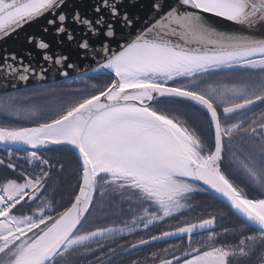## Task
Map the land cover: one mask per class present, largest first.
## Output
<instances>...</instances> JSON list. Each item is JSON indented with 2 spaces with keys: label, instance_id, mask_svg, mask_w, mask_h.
<instances>
[{
  "label": "snow or ice",
  "instance_id": "6c2138e0",
  "mask_svg": "<svg viewBox=\"0 0 264 264\" xmlns=\"http://www.w3.org/2000/svg\"><path fill=\"white\" fill-rule=\"evenodd\" d=\"M45 14L65 50L50 54V43L29 37L49 67L37 70L5 53L0 73L27 81L54 68L67 78L86 60L90 72L80 79L87 88L73 91L89 94L43 110L22 111L11 96L0 101L5 116L37 121L0 124L8 149L0 165L17 170L15 148L34 169L21 168L22 182L0 181V264H124L138 247L183 236L180 255L153 252V264H264V111L248 115L264 105V35L255 34L264 31V0H0V38ZM204 14L246 31L218 30ZM100 77L107 78L102 86L90 82ZM53 146L76 158V183L62 210L48 195L56 166L38 155ZM198 194L223 207L172 231L125 240L191 209ZM229 213L238 226L209 230ZM200 231H208L205 244L193 247ZM220 237L235 242L217 243Z\"/></svg>",
  "mask_w": 264,
  "mask_h": 264
},
{
  "label": "trees",
  "instance_id": "16d2710c",
  "mask_svg": "<svg viewBox=\"0 0 264 264\" xmlns=\"http://www.w3.org/2000/svg\"><path fill=\"white\" fill-rule=\"evenodd\" d=\"M216 78V77H215ZM214 78V79H215ZM106 77H100L98 79H91V83L101 84L106 81ZM71 81V83H69ZM178 83H184V81H178ZM87 86L83 82H81L80 77L71 78L62 80L59 82H52L47 84H42L39 86H34L30 88H25L19 91L9 92L0 95V101L5 100L7 97H14L15 99L11 101L12 105L16 108L23 110L30 109H47L51 105L55 104H67L72 100L82 96L89 94L88 90L85 91H73L75 89H86ZM54 90V91H53ZM42 93V94H41ZM40 94V95H39ZM39 95V96H38ZM259 107V108H258ZM264 110V105H257L254 109ZM253 109V110H254ZM37 121L33 120H24L17 119L12 116H5L2 112H0V124H8L11 126H32ZM7 151L8 149L5 146L0 145V152L3 153V158L7 161ZM26 152L20 151L17 152L16 149L13 148V159L10 161L11 163L17 164L18 168L16 171L8 169L7 167L0 165V181L6 178H15L18 181L22 182L23 177L18 175V172L21 168L26 172L31 174L34 169L23 159H18L17 157H24ZM38 155L43 156L50 160V163L55 165L56 167L50 174V179L48 181L49 184V199L53 200V206L57 205L59 202L60 209L62 210L63 206H66L69 195L72 192V189L69 185H74L76 183L75 176L72 174V169L76 167V158L69 152L63 150H57L55 146H53L52 150H40ZM59 164L64 165V170L59 171ZM55 189L54 194L52 193V189ZM113 204H118L119 200L115 199L112 201ZM194 205L189 210H185L176 216L166 218L164 221L159 222L155 225L150 226L148 229H143L142 226L135 233L130 236L125 237V240L129 243H135L136 240L140 238H147L150 235H156L163 231L174 230L176 227L183 226L184 223H194L198 222L200 219L207 218L209 214L216 211L218 208H222L223 206L220 204L218 200H215L211 195L208 194H198L194 197L192 201H190ZM35 207L36 205H31ZM27 206H25L26 210ZM227 212V209H224ZM138 214V213H134ZM122 219H130L129 217H114L111 220H106L104 224L101 225H92L95 226H106L107 224H111L113 222L119 224ZM240 220L229 213L225 218L220 219L218 217L217 224L214 227L215 232H220L223 227H234L240 224ZM252 231V230H250ZM208 235L207 232H202V234L196 237V241L193 242L192 246H197L198 243L203 245L205 244L206 238ZM179 241V240H178ZM123 242V241H121ZM221 242H232L234 243V239L231 237H220L217 240V243ZM182 248H185L187 242L183 238L180 242ZM176 242L173 240L162 241L152 243L150 245H146L144 247L137 248L134 251H131L127 255L123 256L122 259L124 264H127L130 260H138L141 264L148 262L149 264H153V259L151 253L157 252L163 254L164 249H169L170 254H178L181 250L175 247L170 248V246H176ZM255 259V257H253ZM241 264H247V261H241Z\"/></svg>",
  "mask_w": 264,
  "mask_h": 264
},
{
  "label": "water",
  "instance_id": "95a60500",
  "mask_svg": "<svg viewBox=\"0 0 264 264\" xmlns=\"http://www.w3.org/2000/svg\"><path fill=\"white\" fill-rule=\"evenodd\" d=\"M79 2L80 0H68L69 5L73 3H79ZM148 3H149V0H139L140 5H147ZM137 12L141 16L142 20L147 18L148 13H147L146 7H139L137 9ZM204 15L206 16V18H208L209 23L212 24L214 27H216L218 30L227 31V32L246 31L241 26L235 25L232 22H229L223 18L210 16V14H204ZM51 18L52 16L50 14H45L44 16L30 23H26L22 28L16 30L15 32L3 38H0V57H2L5 53H15L17 57H22L26 64L31 63L33 67L37 68V70H39L40 66L49 67L48 65L45 64V62L42 59L43 51L37 49L35 47V43H29L28 38L35 37L37 40L43 39L46 42L50 43L51 47L48 50L50 54L64 51L67 45L65 44L64 46H61L57 44L56 42L57 38L54 36L53 30L51 29V27L47 24V21ZM45 27L49 28L48 32L44 31ZM255 34L257 36H261V35H264V31H257ZM29 53H31L30 56L28 55ZM77 63L80 66L76 68L75 70L70 69L69 76L67 78L59 74L54 68L48 71V73L43 79L33 76L29 78L27 81H19V80L11 79V78H9L8 80H5L3 73H0V95L13 92V91H17V90H22L25 88L39 86L42 84L59 82V81L66 80V79L81 77L83 72L85 71L90 72V69L88 67L90 61L80 60V61H77ZM0 145L4 146L3 144H0ZM168 231H172V230H168ZM202 232H206V231L196 232V233H193L192 235L202 233ZM177 238H180V237H168V238H165L164 240H160L156 242L168 241V240H173ZM187 240H188V237H187ZM156 242H153V243H156ZM141 247H144V246H141Z\"/></svg>",
  "mask_w": 264,
  "mask_h": 264
},
{
  "label": "flooded vegetation",
  "instance_id": "af4514ba",
  "mask_svg": "<svg viewBox=\"0 0 264 264\" xmlns=\"http://www.w3.org/2000/svg\"><path fill=\"white\" fill-rule=\"evenodd\" d=\"M259 108V107H258ZM254 109L252 112H250L248 115L249 116H251L252 118H255L256 116H258L259 114H260V112H262L261 111V109ZM264 111V110H263ZM0 157H2L3 158V153L2 152H0ZM216 226V225H215ZM252 231H254V229L252 230ZM207 232V231H206ZM200 234H202V233H198V234H194V235H192V241L193 242H195L196 240V237L198 236V235H200ZM185 239L186 240V242H187V236H184V237H180V238H177V239H174V242H176V246H178V248L179 249H181L182 248V245L183 244H181L180 242H181V239ZM179 240V241H178ZM186 246H187V244H186ZM186 246H185V248H186ZM193 247H196V246H193ZM185 248H182V250L178 253V254H180L182 251H184L185 250ZM178 254H176V255H178ZM170 258V257H169ZM128 264V263H127Z\"/></svg>",
  "mask_w": 264,
  "mask_h": 264
},
{
  "label": "rangeland",
  "instance_id": "374dc122",
  "mask_svg": "<svg viewBox=\"0 0 264 264\" xmlns=\"http://www.w3.org/2000/svg\"><path fill=\"white\" fill-rule=\"evenodd\" d=\"M220 75H224L223 73H221ZM215 77H211L210 78V80L211 79H214ZM17 91H19V90H17ZM14 92V91H13ZM42 94V93H41ZM2 95V94H1ZM40 95V94H39ZM38 95V96H39ZM83 96V95H82ZM92 227V225L91 224H86L85 225V229H90ZM176 255V254H175ZM169 257H171V254H170V252H169V254L166 256V258H169ZM144 264H149L148 262H146V263H144Z\"/></svg>",
  "mask_w": 264,
  "mask_h": 264
}]
</instances>
